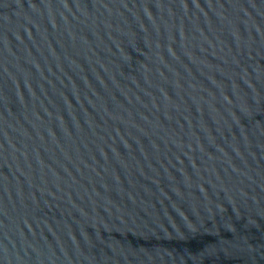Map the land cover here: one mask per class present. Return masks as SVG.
Listing matches in <instances>:
<instances>
[{
    "label": "water",
    "instance_id": "1",
    "mask_svg": "<svg viewBox=\"0 0 264 264\" xmlns=\"http://www.w3.org/2000/svg\"><path fill=\"white\" fill-rule=\"evenodd\" d=\"M0 264H264V0H0Z\"/></svg>",
    "mask_w": 264,
    "mask_h": 264
}]
</instances>
